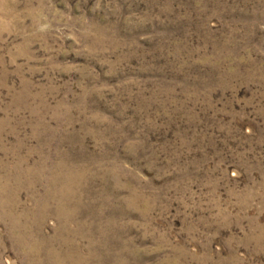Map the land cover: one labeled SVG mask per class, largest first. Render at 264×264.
<instances>
[{
    "label": "rangeland",
    "instance_id": "374dc122",
    "mask_svg": "<svg viewBox=\"0 0 264 264\" xmlns=\"http://www.w3.org/2000/svg\"><path fill=\"white\" fill-rule=\"evenodd\" d=\"M0 264H264V0H0Z\"/></svg>",
    "mask_w": 264,
    "mask_h": 264
}]
</instances>
